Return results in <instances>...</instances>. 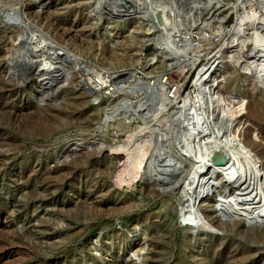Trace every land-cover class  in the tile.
Returning a JSON list of instances; mask_svg holds the SVG:
<instances>
[{"label": "rangeland", "instance_id": "obj_1", "mask_svg": "<svg viewBox=\"0 0 264 264\" xmlns=\"http://www.w3.org/2000/svg\"><path fill=\"white\" fill-rule=\"evenodd\" d=\"M98 1L0 0V264H264V0Z\"/></svg>", "mask_w": 264, "mask_h": 264}, {"label": "water", "instance_id": "obj_2", "mask_svg": "<svg viewBox=\"0 0 264 264\" xmlns=\"http://www.w3.org/2000/svg\"><path fill=\"white\" fill-rule=\"evenodd\" d=\"M218 160L219 159H215V162H218ZM229 171V169H227L226 168V171L224 172V177L226 178V179H228V180H232V179H234L235 178V175L234 174H232L231 172H228ZM228 172V173H227ZM220 199V198H219ZM254 200H257V198H255ZM259 200L261 201V202H263L264 201V197H263V195H260V197H259ZM196 202H197V200H196ZM231 202V201H230ZM208 209H209V211H210V213H214L216 216H220V217H222L223 216V214H226V213H229L230 215H232V216H234V217H238V216H245L243 213H241V211H239L238 212V214H240V215H236V214H234L233 212L235 211V209H232V210H226V212L224 211V210H222V208H220V205H212V206H209L208 207ZM253 214H255V213H253ZM252 214V215H253ZM180 216H178V218H179V221L181 222V224H183L184 226H187V227H190V228H197L198 226H202L203 225V221H200V219H199V217H195L196 216V214H194L193 212H189V214H187V212L186 213H183V212H181L180 211V214H179ZM227 216V215H226ZM259 216L260 217H257V216H251V217H246V219L245 220H256V221H262V222H264V215H263V213H259ZM250 218V219H249ZM213 220L217 223L218 222V220L217 219H215V217H211L210 218V221L211 222H213ZM217 220V221H216Z\"/></svg>", "mask_w": 264, "mask_h": 264}, {"label": "bare ground", "instance_id": "obj_3", "mask_svg": "<svg viewBox=\"0 0 264 264\" xmlns=\"http://www.w3.org/2000/svg\"><path fill=\"white\" fill-rule=\"evenodd\" d=\"M102 1L100 0V1H98V3H97V7H99L100 6V4H103V3H101ZM262 23V22H261ZM246 45V41L244 40L243 42H241V44H239V46H240V48H241V50L242 49H245V46ZM261 63H259L258 64V68L259 69H262V71H264L263 69H264V58L260 61ZM264 77V76H263ZM264 80V79H263ZM259 105V107H260V105H261V102L260 101H258V103H257V106ZM230 109V108H229ZM233 113V112H232ZM230 147V146H229ZM142 161H143V159H142ZM254 172V171H253ZM234 174V173H233ZM220 205V208H222V210H224L225 212H226V210L228 211V210H232V209H235V207H233V206H231L229 203H226V202H223V201H221V202H219V201H216L215 203H214V206L215 205ZM253 213H255V214H253ZM262 213H264V212H262ZM253 214V215H252ZM245 216H247V217H251V216H257V217H260L259 216V214H257V212L255 211V212H251L250 214H248V215H246V214H244ZM264 215V214H263ZM196 217H198L197 215H196ZM214 221V220H213ZM259 222V221H258Z\"/></svg>", "mask_w": 264, "mask_h": 264}]
</instances>
